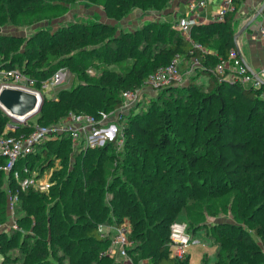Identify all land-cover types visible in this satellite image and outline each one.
Returning a JSON list of instances; mask_svg holds the SVG:
<instances>
[{
	"label": "trees",
	"instance_id": "1",
	"mask_svg": "<svg viewBox=\"0 0 264 264\" xmlns=\"http://www.w3.org/2000/svg\"><path fill=\"white\" fill-rule=\"evenodd\" d=\"M75 0H0V26L13 24L15 26L31 25L42 20H53L62 15L66 4ZM97 4L107 15L117 11L124 16L133 8L142 11L151 8H161L168 5L170 0H81ZM167 2V4H166ZM240 0H233L234 9L225 15L223 22L210 24H192L188 40L175 27L174 22L152 21L143 24L133 31H123L112 34L110 40L106 36L116 28L114 25L97 21L92 24L72 22L62 30H37L28 39L15 36H0V67L6 69H19L22 72L42 80L52 75L58 68L78 66L82 69L81 53L75 52L80 47L91 44L99 47L100 54L114 53L112 62L122 53L132 62L124 67L121 72L104 69L97 77H88V81L72 89L60 88L56 94L49 98L43 95L42 106L36 122L29 120L28 124H18L14 131H4L10 118L0 109V135L19 134L28 132L33 124L50 125L57 123L69 112H85L97 114L99 111H110L121 106V92L125 89H137L144 83L147 76L157 67L165 65L170 59L180 54L183 59L196 57L204 65L201 70L208 78V91L195 102L194 112H188L193 122L200 120V111L205 110L211 99L218 101L214 109V116L207 120V129L212 128L210 136L204 138L200 149L209 153L214 159L213 169L219 171L229 183L225 191L232 193L231 211L234 222H222L212 230L213 245L216 259L213 264H264V174H249V162L243 163L240 159L241 150L248 152L249 160L257 161L258 154L255 144H248L242 137H229L224 139L223 120L227 116L229 107L224 95L227 89L235 94L236 100L254 115H259L264 108V83L259 87L243 85L219 77L213 69L220 57H225L230 47L234 46L232 20ZM116 16V15H115ZM199 43L204 48L200 50L192 44ZM98 45V46H97ZM218 46L219 53L215 56L207 47ZM93 52V51H91ZM23 62L19 66L16 63ZM102 62V61H101ZM212 67V68H211ZM90 80V81H89ZM197 85L190 82L188 89L195 91ZM202 93V92H201ZM37 113V114H38ZM36 114V115H37ZM174 119L168 108L158 107L150 114L149 120L140 124L129 120L124 127V158L135 169L138 163L144 164L149 151L164 149L170 143L166 129L171 127ZM157 134V136H154ZM248 134L253 137L251 130ZM264 145V130L258 136ZM70 138L63 135L55 140H47L37 146V149L25 159L16 163V169L26 164L30 169L45 164L50 167L55 158L62 156V161L70 156ZM53 145V148H48ZM113 143L108 142L103 146L86 148L82 153L80 174L74 178L75 170L66 163H59L53 171V185L47 192L27 189L18 190V201L26 208L28 216H33V233L30 238H22L19 244L21 262L19 264H51L49 257H54L59 264H124L115 257L104 254L110 236H102L98 232V222L101 212L105 209L102 205L105 191H111L116 206L113 211L117 214V225L127 219L130 224L129 239L132 245L127 251L136 260V254L147 251L151 258L150 264H189V255L178 259L170 254V238L167 221L164 223L150 221L143 218V205L146 200L140 196L135 203L124 202L120 188H112L111 184L105 186L103 176L94 178L93 172L86 177L84 158L87 151L94 149L99 154L107 153L113 149ZM260 147V146H259ZM197 148L187 162L195 166L200 149ZM100 158H97L99 160ZM6 160L0 155V165ZM66 167V168H65ZM5 173L0 170V222L4 219V198L1 190V176ZM6 174V173H5ZM20 172V178L24 177ZM85 176V178H84ZM9 180L10 192L18 188L17 182L12 178V173L6 174ZM91 181L89 186L86 183ZM72 182L69 199L74 208H77L76 217L84 220L80 226L68 222L65 217L69 211L65 206L59 209V200L65 197V190ZM155 180H153V183ZM190 198L198 201L195 187L192 188ZM211 197L218 196L219 188L208 186ZM50 192V193H49ZM49 193V194H48ZM55 196L48 201L50 194ZM49 198V199H48ZM210 205V204H208ZM47 206V212L44 210ZM101 207V208H100ZM249 225V231L242 228L241 222ZM164 223V224H163ZM140 242V243H138ZM9 246H14L13 242ZM2 249L3 259L1 264L16 262ZM58 252H60L58 254ZM146 253V252H145ZM148 264V263H141ZM201 264H208L204 259Z\"/></svg>",
	"mask_w": 264,
	"mask_h": 264
},
{
	"label": "rangeland",
	"instance_id": "2",
	"mask_svg": "<svg viewBox=\"0 0 264 264\" xmlns=\"http://www.w3.org/2000/svg\"><path fill=\"white\" fill-rule=\"evenodd\" d=\"M168 3V5H164L161 8H151L144 11L133 8L120 17L117 11H111V14L107 15L97 4L75 0L66 4L67 9L65 12L53 20H42L23 26H15L13 24L0 26V36H15L25 40L40 29L55 31L62 30L72 22L92 24L100 21L114 25L116 28L105 37L108 41L112 34L117 35L123 31H133L135 28L152 21H164V17L168 15L166 11L172 0L168 1ZM99 49V47H94V45L86 44L74 51V53H81L80 58L83 68L81 70L78 69V66L67 68L69 70L67 79L61 88L70 90L88 81V77L99 76L104 69L117 73L121 72L123 71V66H129L132 62L131 59L126 58L125 53L119 55L116 58L117 61L112 62L114 53L112 52V55L110 52L100 54ZM16 64L21 66L23 62L18 61ZM203 66L201 62L190 61L189 58H185L179 67L181 73L179 80L170 81L168 84L153 88L146 83V80L141 83L137 88L139 91L138 98L135 101L128 102L126 106H120L112 110L113 112L109 117L108 125L114 124L117 128L115 137L111 141L114 145L113 149L107 153L99 154L94 148L87 151V156L84 158L86 177L89 172H93L94 178L103 176L105 178V186L111 184V190L113 188L121 189L124 202L135 203L140 196L146 200V204L143 205L142 203L143 218H145L144 220L147 223L153 222L150 225L151 227L156 222L164 221L166 223L169 221L167 225L170 238L173 224L179 223L185 226V230L192 241L189 247L185 249L186 255H189V264H201L204 259H207L208 264H213L216 256L213 238L211 237L213 234L212 230L222 222H234L233 215L229 210L233 195L231 192L225 191L229 188V183L219 171L213 169L212 163L214 159H212V156L209 153H205L204 149L199 148L204 138L211 135L212 128L207 129V120L213 118L214 109L219 103L216 99H211L205 107L206 109L200 111L201 116L198 122H193L191 117L187 116L188 112H194L195 102L203 94L206 95L209 89L207 75L201 70ZM218 76L224 77L223 75ZM192 81L193 84L197 85L193 92L188 89ZM54 92L44 91V94H49L47 97L52 98L57 91ZM224 95L229 107L227 116L223 120V138L242 137L248 144H255V151L258 154L257 161L251 162L246 150L240 151V159L243 163L249 162L247 167L249 174H264V145H262V141L258 137L264 130V108L261 109L259 115H254L236 100L235 94L225 89ZM158 107L168 108L173 116V124L166 129L170 143L164 149L149 151L145 163H138L137 167L133 169L124 158V127L128 125L129 120L144 124L149 120L150 114ZM38 116L39 113L25 122H29V120L36 122ZM14 122L20 124L16 121ZM249 130L253 132V137L248 134ZM154 136H157V134ZM68 144L70 146L68 159L62 161L61 157L63 155L55 159L59 168V163L61 162L66 163V166H71L75 170V178L77 172L84 174L80 172V168L82 165V153L85 150L82 142L76 141L74 143L69 141ZM48 148H53V145H49ZM197 148L200 149L199 155L196 158L195 166H192L187 162V157ZM97 158L100 159L97 160ZM59 170L63 171L64 168L61 167ZM153 180H155L154 183ZM1 181V190L4 198V219L0 222V264L3 259L2 249L5 248L8 249L7 253L10 257L16 260L13 264H19L22 259L18 246L22 238L33 240L30 236L33 233L32 224L34 217L28 216L22 202L11 199L10 184L5 173L2 174ZM91 183V181H88L86 186ZM71 186L72 182H69L65 190V197L59 200V209L65 206L66 210L69 211L65 214L68 222L80 226L85 221L76 217L77 208L72 206L69 199ZM208 186L218 187L220 194L212 198L207 190ZM193 187H195L198 196L197 202H193V199L190 198ZM48 197H51L50 199L48 198V201L55 198L52 193ZM112 199V192L105 191L102 205L106 207L101 212L100 221L98 222V232L104 234V236L112 234L111 229L117 216L113 211V207L116 204L111 201ZM46 212L47 206L44 210V213ZM12 224L16 227H12ZM240 225L243 229L250 230L249 225L243 221ZM12 242L14 246H9ZM145 252L143 257L141 253H137L133 264H150L151 258L147 256L146 250ZM115 259L118 260V258ZM48 262L59 264L54 257H49Z\"/></svg>",
	"mask_w": 264,
	"mask_h": 264
},
{
	"label": "built area",
	"instance_id": "3",
	"mask_svg": "<svg viewBox=\"0 0 264 264\" xmlns=\"http://www.w3.org/2000/svg\"><path fill=\"white\" fill-rule=\"evenodd\" d=\"M205 0H191L188 2L189 10L193 11L197 6L202 7ZM233 0H221V5L215 16V22H223L225 15L233 9ZM196 23L194 19H190L186 15L178 17L174 21V27L177 28L188 40L189 30L192 24ZM259 34L264 38V23L259 27ZM195 48L203 49L201 44L191 41ZM183 57L180 54L174 55L169 62L163 66L157 67L146 78V83L151 87H158L168 84L170 81H177L181 77L179 67ZM68 69L66 67L58 68L49 77L37 80L34 77L22 72L19 69H6L0 67V84L6 81L11 84H17L37 90L43 96L46 92L58 91L66 82ZM213 71L215 74L224 76V78L238 82L243 85H252L259 87L260 80L255 77L248 69L246 63L239 55L237 48L232 46L228 49L225 57H220L215 64ZM54 92V93H55ZM139 96L138 89H125L121 92V106H126L128 102L135 101ZM264 97V91L261 92ZM111 111H99L97 114L85 112H69L64 118L57 123L50 125L33 124L30 131L19 134H6V131H14L17 123L10 120L5 126L4 134L0 135V155L6 160L0 165V170L6 174L12 173V178L17 182L18 188L11 193L13 201L18 200V190L25 191L33 189L35 191L47 192L53 185V171L58 168L56 159L50 167L45 164L29 168L26 164H22L19 171L16 169V163L25 159L29 154L33 153L37 146L47 140H55L63 135L70 138L72 142H82L83 148H94L103 146L111 142L117 131L114 124L108 125ZM27 125L28 123H21ZM58 161V160H57ZM20 172L24 173V177L20 178ZM1 227V226H0ZM12 227H16L12 224ZM110 242L104 254L118 258L124 264H133L127 249L132 245L128 234L130 232V224L127 219L111 229ZM104 236V234H101ZM191 238L185 230L183 224L175 223L171 226L170 232V254L178 259L184 258L185 249L191 244Z\"/></svg>",
	"mask_w": 264,
	"mask_h": 264
},
{
	"label": "crops",
	"instance_id": "4",
	"mask_svg": "<svg viewBox=\"0 0 264 264\" xmlns=\"http://www.w3.org/2000/svg\"><path fill=\"white\" fill-rule=\"evenodd\" d=\"M191 0H172L166 11L165 21L174 22L178 17L186 15L194 19L196 24H210L215 22V16L221 5V0H205V4L197 6L191 11L188 2ZM264 0H240L232 20L234 46L237 48L242 60L249 71L264 83V38L259 34V27L264 23ZM248 24L247 27H242ZM213 55L219 53L218 46L205 48ZM190 61L196 57H189ZM183 60V59H182ZM182 63V61H181Z\"/></svg>",
	"mask_w": 264,
	"mask_h": 264
},
{
	"label": "water",
	"instance_id": "5",
	"mask_svg": "<svg viewBox=\"0 0 264 264\" xmlns=\"http://www.w3.org/2000/svg\"><path fill=\"white\" fill-rule=\"evenodd\" d=\"M42 102L43 97L37 90L6 81L0 84V109L11 120L24 123L39 112Z\"/></svg>",
	"mask_w": 264,
	"mask_h": 264
}]
</instances>
